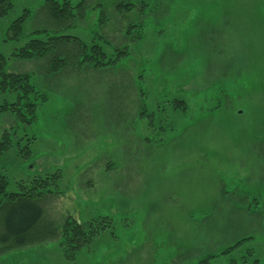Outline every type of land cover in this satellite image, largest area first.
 <instances>
[{"label": "rangeland", "instance_id": "obj_1", "mask_svg": "<svg viewBox=\"0 0 264 264\" xmlns=\"http://www.w3.org/2000/svg\"><path fill=\"white\" fill-rule=\"evenodd\" d=\"M129 1L135 8L120 13L115 0H85L57 23L46 0H13L0 19L5 70L31 73L47 96L33 122L0 119V135L14 131L0 156L8 191L60 171L38 230L113 219L74 258L51 238L0 264L264 263V0ZM27 10L23 36L10 38ZM133 22L137 42L124 37ZM43 30L131 53L115 67L50 74L14 55ZM14 99L0 93V104Z\"/></svg>", "mask_w": 264, "mask_h": 264}, {"label": "trees", "instance_id": "obj_2", "mask_svg": "<svg viewBox=\"0 0 264 264\" xmlns=\"http://www.w3.org/2000/svg\"><path fill=\"white\" fill-rule=\"evenodd\" d=\"M118 12L131 11L135 3L129 0H115ZM85 0L73 5L70 0H46L45 6L49 16L57 23L71 21L75 15L74 8L81 6ZM13 0H0V19L9 13ZM29 10L17 17L9 27V37L20 39L23 36V26ZM142 25L133 22L127 27L124 37L139 41ZM44 35L29 38L14 55L26 60L37 59L42 62L46 71L56 74L68 65L82 64L84 67L103 69L115 67L131 51L128 45L116 46L112 52L97 42H85L78 36L51 33L43 30ZM6 57L0 51V93H13L15 99L5 100L0 104V119L8 115L18 122L30 123L37 119V109L47 96L40 93L31 81V73L10 72L5 70ZM177 102H185L176 99ZM12 128V127H10ZM10 128L0 135V156L13 146V133ZM29 150V146H26ZM61 172L45 176H36L28 183H21L19 191H8L9 180L0 174V254L14 251L34 244H44L51 238H58V245L67 258H74L80 251L87 248L93 239L104 230L112 227L111 217H100L86 222H79L73 217H67L63 223L50 232L38 230L36 225L43 217V207L40 203L48 193H60L58 182ZM238 241L230 248L238 245ZM229 252V248L220 254ZM214 256V255H212ZM210 256V257H212ZM210 257L200 260L201 264H211ZM260 264V263H258ZM264 264V263H261Z\"/></svg>", "mask_w": 264, "mask_h": 264}]
</instances>
